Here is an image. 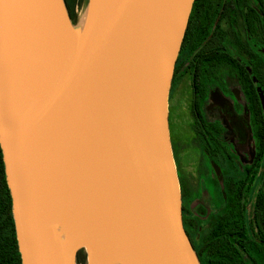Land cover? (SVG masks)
Masks as SVG:
<instances>
[{
  "label": "water",
  "instance_id": "obj_1",
  "mask_svg": "<svg viewBox=\"0 0 264 264\" xmlns=\"http://www.w3.org/2000/svg\"><path fill=\"white\" fill-rule=\"evenodd\" d=\"M195 0H0V147L21 264H201L183 222L169 94ZM76 210L98 238L63 235Z\"/></svg>",
  "mask_w": 264,
  "mask_h": 264
},
{
  "label": "flooded vegetation",
  "instance_id": "obj_2",
  "mask_svg": "<svg viewBox=\"0 0 264 264\" xmlns=\"http://www.w3.org/2000/svg\"><path fill=\"white\" fill-rule=\"evenodd\" d=\"M255 1L257 7L254 5ZM198 4L199 8L196 12V19L189 20V27H187V29H191V32H194L195 35L189 40L184 52L188 54V64L198 53L201 58L203 56L205 63L202 75L204 87L203 115L206 120L204 125L194 113V87L191 69L188 67L184 72L176 76L174 73L173 80L187 72L191 74L193 93L192 111L195 119V127L201 139V150L205 154L210 165L211 177L214 183L218 185L223 200V204L217 206L213 201L211 192L208 193V191H204V195L208 199V204L200 202L199 199H197L198 201L196 202H193L194 200L190 201L188 205L183 204L184 213L187 217L186 227L190 232L189 238L200 259L206 264L210 257L209 251L212 248L211 243L213 242L210 240V236L217 222H219V225H222L221 227L224 225L226 226L227 233L225 236L228 234L235 246H238L240 221L246 224L245 228L248 229V235L249 238H251L250 243L255 240L259 245L264 244V239L260 233L261 222L260 219H258L259 211L254 209L257 191L252 187L247 197L240 199L238 195V182L242 177H238L234 184H232V182L228 183L227 174L222 167L221 159V157L224 156L225 161L229 160L232 165H236V154L231 152V146L230 144L228 145L226 136L227 126L225 125V121L229 124L233 135L237 139L236 144L242 143L241 147H245V150V132L250 130L253 138V131L249 121L250 113L248 103L245 98L239 73L233 65L221 60H213L214 62L210 60V57L214 54L217 56L225 53L232 60L242 61V59L238 57L239 50H241L245 56V60L242 61V63H244L251 74L263 101L258 85L260 82L258 77L254 75L252 64H259L258 68L264 76V55L261 52L262 49L257 46L258 43L260 44V40L264 42V0L263 4L259 0H198ZM242 7L247 8L246 12ZM255 9L261 15L260 18L254 17ZM239 12L243 15L242 17H239ZM239 20H243L245 23L248 35L246 40H242L239 34ZM254 20H258V29L260 28V31H263L260 34V36L263 35L260 40V36L254 35ZM198 33L199 37H197ZM254 53H257L261 57L260 61H255L253 57ZM224 66L236 74L237 81L240 83L244 95V105L240 106L238 102L235 101L233 94L229 92L224 84L215 76V73L224 68ZM255 77L258 79V83L255 81ZM260 85L262 84L260 83ZM211 101L220 105L219 110L222 114L220 117L211 114L209 111V107L212 103ZM243 109L247 111V114ZM245 115L247 116L246 118ZM217 123L219 126L225 128L224 135H221L220 128H212V124L217 125ZM253 159L254 157L247 165L252 164ZM240 173L242 174V171H240ZM242 214H245L247 218L241 217ZM220 239H222V237H220ZM244 252L245 251L242 250V254ZM243 262L244 264H264V259L259 251L255 250L253 243L249 246Z\"/></svg>",
  "mask_w": 264,
  "mask_h": 264
},
{
  "label": "trees",
  "instance_id": "obj_3",
  "mask_svg": "<svg viewBox=\"0 0 264 264\" xmlns=\"http://www.w3.org/2000/svg\"><path fill=\"white\" fill-rule=\"evenodd\" d=\"M68 10L70 12L71 18L73 19L75 15V10L79 6L81 0H65ZM263 4V0H259ZM199 8L198 0H195L193 9L190 15L189 20L196 19V12ZM259 12L254 10V17L260 18ZM258 20H254L253 26L257 25ZM264 23V21H263ZM189 27V25H188ZM194 32H191V29L186 30L185 38L182 44L181 52L176 63L175 68V76L179 73L184 72L188 67L191 69L193 75V87H194V99H193V108L194 113L197 115L198 119L205 124L206 120L204 118V87L202 82V75L204 70V60L203 56L200 57V54H196L191 60V62H187L188 54L184 52L185 47L189 43V40L194 36ZM199 37V33L197 34ZM253 57L255 61H260L261 57L254 53ZM211 61H224L228 64H232L233 67L238 71L240 80L242 83V88L244 90L245 98L248 103L249 108V121L250 127L253 131V140L255 145V155L252 164L243 165L241 179L238 182V195L239 198H246L251 188L255 190L257 187V181L259 179L264 180V101H262L261 96L259 95L257 85L254 83V80L249 73L247 67L242 63V61L232 60L225 53L219 55H213L210 57ZM213 61V62H214ZM254 75H256L259 79V82L264 88V76L259 70V64H252ZM218 125V123H217ZM212 124V128H220L221 135H224L225 128L222 126H217ZM215 138V137H213ZM217 168V167H215ZM180 178V176H179ZM182 193H183V182L180 179ZM257 198L255 202V208L259 211L258 219L261 222L260 233L264 239V190L260 187L257 188ZM246 195V196H245ZM244 207V206H242ZM183 208V221L185 230L190 236V232L186 227L187 217L184 213ZM241 217L247 218L245 214H242ZM219 225L217 222L212 229V235L210 236V240L213 241L211 243V250L209 251V259L206 264H244L243 259L247 254V250L249 246L253 243L255 250H258L262 258L264 259V244H257L251 242V238L248 235V229L245 228L246 224H239V236H238V246H235L232 242L231 238L227 234L226 226ZM225 236V237H224ZM222 237V239H220ZM249 239V240H248ZM242 250L245 252L242 254ZM199 257V255H198ZM86 253L82 249L78 252L77 262L79 264H83L86 261ZM201 264H205L199 257ZM0 264H21V256L18 249V243L16 239L15 226L12 215V200L10 191L8 188L7 180L5 177L4 170V161H3V153L0 147ZM260 264V263H259Z\"/></svg>",
  "mask_w": 264,
  "mask_h": 264
},
{
  "label": "rangeland",
  "instance_id": "obj_4",
  "mask_svg": "<svg viewBox=\"0 0 264 264\" xmlns=\"http://www.w3.org/2000/svg\"><path fill=\"white\" fill-rule=\"evenodd\" d=\"M88 4L89 0H81L73 17V23L75 25H79L82 20H84ZM254 5L257 7L256 1L254 2ZM242 9L246 12L247 8L242 7ZM242 16L243 15L239 12V17ZM238 22L239 34L242 40H246L248 35L245 23L243 20H239ZM254 31L255 36H260L263 32L262 30L260 31V28L258 29L257 25L255 26ZM262 36L263 35L259 37V40ZM257 46L262 49L261 52L264 55V42L260 40V44L258 43ZM238 57L241 58L242 61L245 60V56L241 50H239ZM215 76L224 84L226 89L233 94L235 101H237L240 106L245 104L240 83L237 81L234 72L224 66V68L215 73ZM191 81V74L188 72L178 77L172 81L169 94V129L177 170L180 179L183 182L182 206L183 204L188 205L192 200H194L193 202H196L198 201L197 199L204 204H208V199L204 195V191H208V193L211 192L214 203H216L217 206H220L223 204L221 192L218 185L214 183V180L211 177L210 165L205 154L201 150V139L195 127V119L192 111L193 93ZM255 81L258 83L256 77ZM258 85L264 101V89L260 83ZM211 102L209 111L211 114L220 117L222 115L219 110L220 105L214 101ZM243 110L247 114V111L245 109ZM246 117L247 116L245 115V118ZM225 123L227 126L226 136L228 145L230 144L231 146V152L236 154V165H232L229 160L225 161V157L222 156V167L227 174V182H232V184H234L236 179L241 176L240 171L242 170L243 165L249 163L255 155L254 140L251 136L250 130L245 132V150V147H241L242 143L236 144L237 139L233 135L232 129L226 121ZM256 186L255 191L258 187L264 190V180L259 179ZM77 264L79 263L77 262ZM83 264H88L87 258Z\"/></svg>",
  "mask_w": 264,
  "mask_h": 264
},
{
  "label": "bare ground",
  "instance_id": "obj_5",
  "mask_svg": "<svg viewBox=\"0 0 264 264\" xmlns=\"http://www.w3.org/2000/svg\"><path fill=\"white\" fill-rule=\"evenodd\" d=\"M83 26L84 20H82V22L80 23L78 31H80ZM59 228L63 235H67L76 231H85L87 234L88 242L94 247V250H97V248L94 246V243L96 244L94 240L98 238V223L96 219L81 217L78 211L69 210L62 218ZM107 247L108 246L104 243L98 247L103 248L102 253L100 254V260L102 261V264H124L120 254L115 250H109L105 254V248Z\"/></svg>",
  "mask_w": 264,
  "mask_h": 264
}]
</instances>
